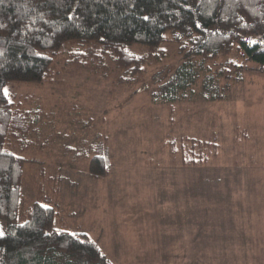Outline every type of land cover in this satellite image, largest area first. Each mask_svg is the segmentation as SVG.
Listing matches in <instances>:
<instances>
[{
  "label": "rangeland",
  "instance_id": "374dc122",
  "mask_svg": "<svg viewBox=\"0 0 264 264\" xmlns=\"http://www.w3.org/2000/svg\"><path fill=\"white\" fill-rule=\"evenodd\" d=\"M76 45L64 44L51 82L5 87L18 104L43 112L24 207L50 197L64 227L97 239L115 264H264V72L244 71L220 100H203L197 85L184 100L162 104L150 90L177 66L175 45L130 85L96 75L89 59L72 63ZM180 135L215 138L218 154L185 165L169 144ZM98 141L112 167L95 179L79 152Z\"/></svg>",
  "mask_w": 264,
  "mask_h": 264
},
{
  "label": "trees",
  "instance_id": "16d2710c",
  "mask_svg": "<svg viewBox=\"0 0 264 264\" xmlns=\"http://www.w3.org/2000/svg\"><path fill=\"white\" fill-rule=\"evenodd\" d=\"M70 41L79 47L72 63L89 59L96 75L112 74L117 85L139 82L173 44L179 61L150 90L152 100L170 105L197 85L203 100H220L244 71L264 72V0H0V264H115L97 239L64 227L50 197L24 207L25 168L35 162L28 154L43 112L4 90L12 81L51 82L52 63ZM133 44L146 50L134 52ZM216 142L180 135L169 144L185 165L198 167L218 154ZM79 156L95 179L111 171L104 141L89 142Z\"/></svg>",
  "mask_w": 264,
  "mask_h": 264
},
{
  "label": "snow or ice",
  "instance_id": "6c2138e0",
  "mask_svg": "<svg viewBox=\"0 0 264 264\" xmlns=\"http://www.w3.org/2000/svg\"><path fill=\"white\" fill-rule=\"evenodd\" d=\"M4 94L7 95V90L6 89L4 90ZM2 235H3V232L0 231V236H2Z\"/></svg>",
  "mask_w": 264,
  "mask_h": 264
}]
</instances>
